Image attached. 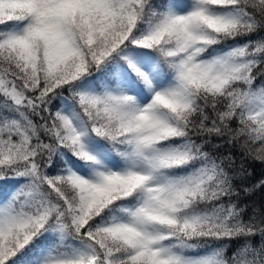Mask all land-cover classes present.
<instances>
[{"label": "snow or ice", "instance_id": "obj_1", "mask_svg": "<svg viewBox=\"0 0 264 264\" xmlns=\"http://www.w3.org/2000/svg\"><path fill=\"white\" fill-rule=\"evenodd\" d=\"M248 158L264 0H0V264H264Z\"/></svg>", "mask_w": 264, "mask_h": 264}, {"label": "trees", "instance_id": "obj_2", "mask_svg": "<svg viewBox=\"0 0 264 264\" xmlns=\"http://www.w3.org/2000/svg\"><path fill=\"white\" fill-rule=\"evenodd\" d=\"M259 145H256L255 147H258ZM221 151L227 152L228 148H222ZM236 156V167H240L242 154L241 149L239 148V145L233 150ZM244 166L249 170L253 172V176L246 182L248 184H251L255 182L256 179H258L262 173H264V165H262L259 162H254L251 158H248L245 160ZM12 187L11 182L4 183L3 185H0V195L7 194L9 189ZM241 201L243 203H247L248 205L253 204H259L262 200H264V189L257 190L255 194L245 198L243 195L241 196Z\"/></svg>", "mask_w": 264, "mask_h": 264}]
</instances>
